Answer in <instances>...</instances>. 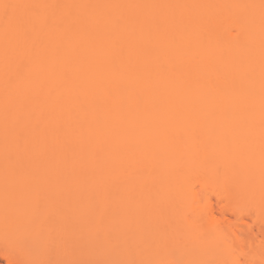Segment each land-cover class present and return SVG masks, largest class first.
I'll list each match as a JSON object with an SVG mask.
<instances>
[{
	"label": "bare ground",
	"instance_id": "bare-ground-1",
	"mask_svg": "<svg viewBox=\"0 0 264 264\" xmlns=\"http://www.w3.org/2000/svg\"><path fill=\"white\" fill-rule=\"evenodd\" d=\"M20 161L72 183L67 264H264V0H0Z\"/></svg>",
	"mask_w": 264,
	"mask_h": 264
},
{
	"label": "rangeland",
	"instance_id": "rangeland-1",
	"mask_svg": "<svg viewBox=\"0 0 264 264\" xmlns=\"http://www.w3.org/2000/svg\"><path fill=\"white\" fill-rule=\"evenodd\" d=\"M23 164L0 165V264H35L42 252L51 264H67L74 249L64 239L63 210L72 203V183L56 169L40 174ZM37 230L46 243L42 252L32 243Z\"/></svg>",
	"mask_w": 264,
	"mask_h": 264
}]
</instances>
